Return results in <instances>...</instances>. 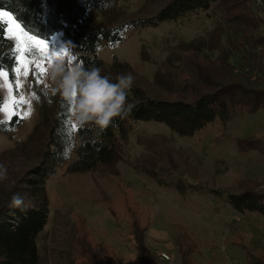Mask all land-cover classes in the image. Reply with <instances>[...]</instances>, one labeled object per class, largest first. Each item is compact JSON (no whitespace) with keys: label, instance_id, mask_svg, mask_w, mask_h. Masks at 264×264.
<instances>
[{"label":"rangeland","instance_id":"374dc122","mask_svg":"<svg viewBox=\"0 0 264 264\" xmlns=\"http://www.w3.org/2000/svg\"><path fill=\"white\" fill-rule=\"evenodd\" d=\"M168 1L127 0L125 11L121 10V16L112 18V22L149 17ZM227 1L226 9L218 10V4L208 13L200 11L157 26L138 27L118 45L100 48L99 54L106 67L115 57L125 62L126 67L115 75L131 73L134 84L148 95L190 99L197 89L207 88L197 79L199 67L205 69L206 76L212 72L226 74L230 69L248 70L247 65H240L234 52L232 44L237 45L236 39L240 38L235 31L245 26L253 28L257 36L264 35V11L253 7L248 10L253 2L259 4L262 0ZM88 12L94 27L107 21L96 7ZM247 14L250 18L258 16L260 23L254 27L246 24ZM230 17L239 20L228 23ZM0 19L7 22L15 49L17 40L12 34L19 36L22 50L17 53V67L21 70L27 61L37 59L48 69V58L58 57L62 51L65 63H75L60 34L50 40L36 37L25 31L12 13L2 9ZM28 44L39 51L38 56L26 54ZM47 72L40 81L31 70L26 78L19 76L23 81L19 90L9 76L0 77V83L7 80L11 84L17 99L20 95L30 99L32 108L27 117L23 115L27 104L14 109L23 122L9 134L0 129V170L6 172V179L0 182L1 198L19 192L27 171L40 160L45 143L40 136L42 129L30 138L40 116L38 99L32 98V93L36 86L48 91ZM254 73H250L252 81ZM0 90L4 104L9 91ZM0 121H8L3 112ZM131 124L129 138L123 142L122 162L87 173L67 172V162L47 180L50 207L47 225L38 237L41 264H94L92 249L100 250L101 246L107 257L142 264L131 232L134 223L140 229L146 227L145 244L159 255L160 264L179 263L177 235L195 245L200 264H257V258L264 262V215L219 205L223 193L211 190L264 189V109L234 115L226 122L217 119L192 136H180L162 122ZM147 167L160 174L183 176L186 182L203 188L182 195L173 186L161 185L146 174Z\"/></svg>","mask_w":264,"mask_h":264},{"label":"trees","instance_id":"16d2710c","mask_svg":"<svg viewBox=\"0 0 264 264\" xmlns=\"http://www.w3.org/2000/svg\"><path fill=\"white\" fill-rule=\"evenodd\" d=\"M126 1L0 0V9L12 13L22 28L36 37L50 40L54 35L60 34L63 44L72 51L75 63H81L85 68L98 67L102 75L115 82V73L126 67V63L115 57L112 64L106 67L99 54L100 48L118 45L124 41L129 31L138 27L157 26L161 22L189 17L200 11L208 13L218 4V10L229 7L227 0H169L149 17L124 19L121 23L114 24L112 18L121 16L120 11H125L123 6ZM223 4L226 7L222 6ZM92 7L101 12L102 18L107 20L105 23L94 27L88 12ZM252 7L253 10L259 8V12L264 11V0L259 4L253 2L248 10ZM249 18V14L245 15L246 24H252L254 27L260 23L258 16ZM238 20L230 17L227 22L233 24ZM7 27L5 20L0 19V69L6 70L11 82L15 84L16 77L12 69L17 67L18 59ZM235 32L240 38L236 39L237 45L232 44L234 52L240 59V65H247L248 70L238 69L235 72L230 69L226 74L212 72L206 76L205 69L199 67L197 79L199 83L203 81L207 88L202 91L197 89L196 95L190 99L151 96L146 94L142 87L133 84L127 98V102L134 105L130 114L124 118H113L111 125L103 133L97 134L90 127L73 132L70 105L59 95H52L36 86L40 116L30 138L35 137L40 133L38 130L42 129L40 136L45 143L39 162L27 171L23 178L24 185L19 192L0 197V264H41L38 237L47 225L49 216L47 180L55 174L58 167L65 166L67 162L69 173L92 172L100 166L111 168L122 162L123 142L129 138L131 122H162L180 136H192L217 119L226 122L234 115L264 109V47L260 48L264 46V35L257 36L253 28L247 29L245 26ZM32 51L35 55H31L28 49L26 54L39 55L35 47ZM244 61L246 64H242ZM251 72H255L256 76L253 81L250 79ZM2 104L0 90V106ZM22 122L23 119L19 115H14L11 120L0 123V129L9 134ZM69 143L73 147L70 155L65 158L64 149ZM146 174L154 177L161 185L173 186L182 195L203 188L196 187L198 184L186 182L183 176L160 174L153 167H147ZM211 190L223 193L222 201L217 203L219 205L229 206L239 212L264 215V189L243 188L237 192ZM13 193H20L31 202L27 212L8 207ZM131 232L142 264H160L159 255L145 244L146 227L140 229L139 225L134 223ZM175 243L180 257L178 264H200L195 256V245L189 244L185 236L177 235ZM92 254L94 264H130L119 258L107 257L102 246L100 250L93 248ZM259 259H256L257 264H264Z\"/></svg>","mask_w":264,"mask_h":264},{"label":"clouds","instance_id":"9594fccd","mask_svg":"<svg viewBox=\"0 0 264 264\" xmlns=\"http://www.w3.org/2000/svg\"><path fill=\"white\" fill-rule=\"evenodd\" d=\"M47 90L59 95L70 105L72 130L90 127L103 133L111 125L113 118H124L134 105L127 102L135 77L131 73L118 74L115 82L101 74L98 67L85 68L81 63H65L54 59L47 72ZM73 145L69 143L63 155L67 158ZM6 179V172L0 170V182ZM27 212L31 202L20 193H13L8 205Z\"/></svg>","mask_w":264,"mask_h":264},{"label":"snow or ice","instance_id":"6c2138e0","mask_svg":"<svg viewBox=\"0 0 264 264\" xmlns=\"http://www.w3.org/2000/svg\"><path fill=\"white\" fill-rule=\"evenodd\" d=\"M5 23H7V22L5 21ZM17 27H19V25H17ZM8 31L10 33L12 32L10 25H9ZM22 34L27 36V33L23 32V30H22ZM12 38L17 40L16 51H17V53H19L22 50L20 45H19V36H17L16 34L13 33ZM28 38L31 39L30 37H28ZM32 48H33V46L31 44L27 45V49H28L29 53L31 55H35V52L32 51ZM45 55H47V54H45ZM19 59H20V57L18 56V60ZM53 59H63V51L61 52V55L58 57H49L48 58V64L49 65L53 61ZM30 70L33 72L37 81L42 80L45 73L48 71V69L42 67V60L41 59L27 61V63L22 67V70H21V67H14L12 69V73H14L15 77H16L15 86H16L17 90H19V88H21L23 85V81L19 80L18 77L24 76L26 78L28 76ZM8 75H9L8 72L0 69V77H7ZM3 88H7L9 91L8 100L3 104V106H0V112H3L5 114V119L11 120L12 116L17 114L14 109L21 107L23 104L28 105V108L23 113V115L25 117L29 116L31 114V110H32L30 99H26L23 95H20L19 98L17 99V97L12 94L11 84L7 80L4 83H0V89H3ZM32 98L38 99L35 92L32 93ZM0 123H3V121H0Z\"/></svg>","mask_w":264,"mask_h":264},{"label":"built area","instance_id":"2783aa9c","mask_svg":"<svg viewBox=\"0 0 264 264\" xmlns=\"http://www.w3.org/2000/svg\"><path fill=\"white\" fill-rule=\"evenodd\" d=\"M165 258H168V256L167 255H163Z\"/></svg>","mask_w":264,"mask_h":264}]
</instances>
